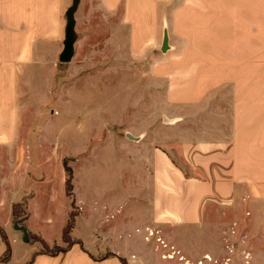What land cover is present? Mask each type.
I'll list each match as a JSON object with an SVG mask.
<instances>
[{"label": "rangeland", "instance_id": "obj_1", "mask_svg": "<svg viewBox=\"0 0 264 264\" xmlns=\"http://www.w3.org/2000/svg\"><path fill=\"white\" fill-rule=\"evenodd\" d=\"M75 3V50L72 60L63 63L60 54L67 12ZM251 3L252 7L240 10L229 8L225 1L229 9L222 13L229 15L216 16L211 31L209 22L202 20L197 25L174 14L179 0H63L58 44H51L49 56L20 71L15 143L29 154L21 169L28 175L12 187L20 197L32 194L47 214L55 199V223L49 230L54 238L63 220L61 209L66 203L70 207L69 199H144L147 191L139 187L145 179L135 158L138 152L125 144L127 139L133 140L126 133L146 134L164 127L167 121L162 118L170 120L167 111L180 114V110L166 107L169 100L165 97L168 87L185 85L178 75L181 69L196 73L211 68L217 74L211 77L215 86L208 93L210 100L197 114H188L191 121H210L214 115L213 123H218L215 118L226 122L224 110L233 113V101L239 103L241 113L247 99L264 108V0ZM166 31L169 46L175 48L163 51ZM196 43L211 44L201 45L205 52L196 53L200 47ZM218 43H229L225 45L228 52ZM190 78L195 79L194 84L200 83V77ZM196 102L202 105L204 99ZM160 145L178 165L187 166L179 141ZM64 163L74 174L72 196L66 192ZM247 201H210L198 226L200 232L188 225L165 226L166 233L161 234L172 235V239L156 235L162 248L156 253L172 262L264 264V199H255L252 205ZM133 207L134 202H128L116 221L122 223L121 215ZM80 225L83 230L82 222ZM185 232L190 236L182 235ZM186 237L191 239L188 246ZM35 241L45 242L51 249L58 245ZM233 255L235 259L229 262Z\"/></svg>", "mask_w": 264, "mask_h": 264}, {"label": "crops", "instance_id": "obj_2", "mask_svg": "<svg viewBox=\"0 0 264 264\" xmlns=\"http://www.w3.org/2000/svg\"><path fill=\"white\" fill-rule=\"evenodd\" d=\"M225 1H228L229 8L241 10L252 7L251 2L256 0H179L174 14L184 15L197 25L202 20L209 22L212 26L209 30L212 31L216 16L229 15L222 13L228 8ZM62 2L0 0V226L6 232L12 249L10 259L0 261V264H154V261L159 264H195L191 261L172 262L164 255L161 257L156 253L162 249L155 241L156 235L172 239V235L161 234L166 233L165 226L183 228L188 225L200 232L198 226L204 221L205 206L212 200L234 203L236 199H244L246 203L247 200L249 203L252 201V205L255 199H264L262 103L247 99L241 113L239 103L233 101V113L224 110L226 122L215 118L218 123H213L214 115L212 121H191L188 114H197L210 100L208 93L213 92L215 86L211 77L217 74L211 68L196 73L181 69L178 75L185 85L180 83L178 88L174 85L168 87L165 97L169 100L166 107L180 110V114L167 111L170 122L146 134L133 130L127 132L138 137L137 140L127 139L125 144L137 149L135 158L145 179L139 187L142 192L144 189L147 191L144 199H69L70 207L66 203L61 209L63 220L60 232L54 238L50 231L55 223L52 207L55 199L50 202L47 214L43 204L32 199V194L21 198V193L12 187L15 181L28 175L27 170L22 172L21 169L26 167L29 154L15 143L20 110V71L23 66L49 56L51 44H58L62 35ZM196 44L201 47L211 43ZM218 44L226 50L225 45L229 43ZM171 47L175 48L173 44ZM200 47H196L199 51L196 53L205 52ZM193 76L200 77L199 84H194L195 79L190 78ZM201 98L204 99L202 105L196 102ZM174 140L181 144L185 167L178 165L171 153L160 145ZM130 201L134 202V207L125 216L121 215L123 220L119 223L116 218L124 213ZM16 203H23L25 214L20 220L28 229L29 241L24 240V232L19 228L20 220H15L13 209ZM76 206L79 208H76L75 224L70 232L76 242L66 252H42L43 244L34 239L31 241L30 235L40 237L50 245L58 243V246H63L64 228ZM81 222L83 230L80 229ZM182 235L190 236L187 232ZM186 239L184 242L188 246L191 239ZM6 248L0 232V256ZM212 252L216 254L219 250ZM232 252L235 253V248ZM233 258L234 255L229 256V262Z\"/></svg>", "mask_w": 264, "mask_h": 264}, {"label": "trees", "instance_id": "obj_3", "mask_svg": "<svg viewBox=\"0 0 264 264\" xmlns=\"http://www.w3.org/2000/svg\"><path fill=\"white\" fill-rule=\"evenodd\" d=\"M64 165H65V169L67 172V177H66V181H65L66 192H67V195L72 196L73 190H74L73 170L66 163H64ZM13 212H14L15 220H20L21 217H23L25 214L23 211V203L14 204ZM76 215H77V213H74L73 211L70 213L69 219H68L67 224L64 228L63 239L68 245L66 247L55 245V249H51V247L49 245L45 244V242L43 241L44 242L43 246L45 247V249H43L42 252L49 253V254L66 252L67 248L76 242L74 239H72V237L70 235L71 229L73 228V226L75 224ZM19 222L21 225H24L23 220H20ZM0 232H1L3 239L5 240V243L7 245L5 253L2 256H0V261H7L11 257V251H12L11 243L8 239L6 232L4 231V229L1 226H0ZM33 239L34 240H42L39 237H35V236L30 235V240L32 241Z\"/></svg>", "mask_w": 264, "mask_h": 264}, {"label": "water", "instance_id": "obj_4", "mask_svg": "<svg viewBox=\"0 0 264 264\" xmlns=\"http://www.w3.org/2000/svg\"><path fill=\"white\" fill-rule=\"evenodd\" d=\"M76 9V3L73 7H71L68 12V21H67V26H66V31H65V40H64V49L60 54V61L63 63H68L72 60L73 55H74V46H75V41H76V33H75V24L76 20L74 17V11ZM169 35L167 31L165 32L164 35V41H163V51H166L169 46ZM165 121L169 122L170 120L164 117ZM127 137L133 140H137L138 137H135L131 133H127ZM21 230L24 232V240L29 241V232L26 226L21 225L19 227Z\"/></svg>", "mask_w": 264, "mask_h": 264}]
</instances>
